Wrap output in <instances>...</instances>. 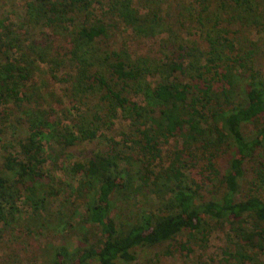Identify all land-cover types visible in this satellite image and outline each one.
<instances>
[{
    "label": "trees",
    "instance_id": "trees-1",
    "mask_svg": "<svg viewBox=\"0 0 264 264\" xmlns=\"http://www.w3.org/2000/svg\"><path fill=\"white\" fill-rule=\"evenodd\" d=\"M20 2L14 30L0 24V125L26 123L0 155V244L66 203L74 246L25 264H131L139 251L140 264H264V0ZM172 27L189 39L147 42ZM97 137L104 148L69 167L59 200L42 169ZM138 197L161 208L111 214ZM217 231V255L195 257ZM19 261L0 251V264Z\"/></svg>",
    "mask_w": 264,
    "mask_h": 264
},
{
    "label": "rangeland",
    "instance_id": "rangeland-1",
    "mask_svg": "<svg viewBox=\"0 0 264 264\" xmlns=\"http://www.w3.org/2000/svg\"><path fill=\"white\" fill-rule=\"evenodd\" d=\"M20 19V0H0L1 25L14 30L13 26L20 22ZM244 35H246L245 38L250 39L253 42H256V39L262 36L261 34H256V31H253V29H246ZM167 38L169 39L166 40L165 44H169L173 41V39L178 43L180 41L183 42L189 39L184 30L172 27L171 32L167 33L166 31H164L161 35H156L153 38L154 40H149L147 42L151 43L156 41L157 43L158 41H161L162 39L165 40ZM39 81H41L45 85L44 88L57 89V86L49 82L45 78V76H43ZM147 82H152V79L148 78ZM46 102H49V104L52 103L49 98L46 99ZM15 117L17 118L16 120L13 119V117L10 115L8 120L9 123L6 120V124L3 123L2 125H0V128L3 129V134L0 135V155L5 153V151L12 150L26 135V123L21 117ZM117 123L118 122H115V127H121ZM104 146L105 145L102 137H97L91 142L80 143L79 145L71 148L68 151V160L65 163L59 164L54 168L45 167L44 169H42L48 191L56 193V195H60L58 196L59 200H61L63 194L65 195L63 196L65 198V201L70 199L69 194H71L74 190L76 177H73L72 173H70L69 167L75 161L82 162L83 160H87L94 153L102 151ZM135 166L136 165H134L133 167ZM116 201L112 203L113 208L111 210V214L116 213L117 215H119V217H131L135 212H145L148 210L155 211L161 208L159 207L157 200L152 201V199L146 200L138 197L137 199L129 201ZM61 204H55V207L54 205H52L51 208H47L49 213L44 215L43 222L45 224H43V222H40L42 225H44L43 228L31 227V223L27 220H24L27 223V225L24 227V231L22 229V232L20 233H17L15 230L13 232H9L8 234L14 235L15 238H13L12 236H5L3 239H1L0 251L6 254L10 252V250H15L16 255L21 261H19V263L25 264L29 261L34 260L35 257L40 256L39 253L43 250H48L53 243L62 241L63 239L65 241V244L67 245L66 248L70 250L74 246V243L72 242L75 240V234L77 235L78 233H81L82 229L80 230L78 228L80 224L76 223L75 220L68 219L66 203H63L62 205ZM24 207H21V209L23 213L28 216L31 212V209L29 207H26V205H24ZM16 228L18 230L22 228V226H17ZM9 239L11 240L10 242H8ZM223 241H226L224 233H220L218 231L213 232L207 243L205 244L206 248L202 250L198 249L195 252V257H197L198 254H201V260L205 261L209 256L217 255V248L221 247L222 244H224ZM8 248L10 250H8ZM146 258L147 252L139 251L136 257V261L131 264H140L142 260H145ZM182 261L184 260L181 257H175L173 259H163L159 262V264H184Z\"/></svg>",
    "mask_w": 264,
    "mask_h": 264
}]
</instances>
